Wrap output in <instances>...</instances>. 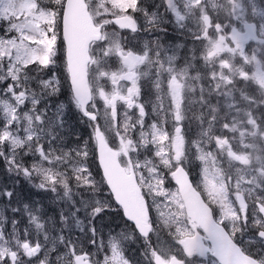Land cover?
Masks as SVG:
<instances>
[{
    "label": "snow or ice",
    "instance_id": "snow-or-ice-1",
    "mask_svg": "<svg viewBox=\"0 0 264 264\" xmlns=\"http://www.w3.org/2000/svg\"><path fill=\"white\" fill-rule=\"evenodd\" d=\"M0 173V264H264V0H0Z\"/></svg>",
    "mask_w": 264,
    "mask_h": 264
},
{
    "label": "trees",
    "instance_id": "trees-1",
    "mask_svg": "<svg viewBox=\"0 0 264 264\" xmlns=\"http://www.w3.org/2000/svg\"><path fill=\"white\" fill-rule=\"evenodd\" d=\"M3 178V176H2V173H0V179H2ZM115 222L116 223H119V219L117 218L116 220H115ZM133 249L131 248V250L130 251H132Z\"/></svg>",
    "mask_w": 264,
    "mask_h": 264
},
{
    "label": "flooded vegetation",
    "instance_id": "flooded-vegetation-1",
    "mask_svg": "<svg viewBox=\"0 0 264 264\" xmlns=\"http://www.w3.org/2000/svg\"><path fill=\"white\" fill-rule=\"evenodd\" d=\"M177 34L176 33H174V32H171L170 33V36H176Z\"/></svg>",
    "mask_w": 264,
    "mask_h": 264
}]
</instances>
